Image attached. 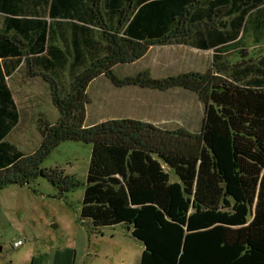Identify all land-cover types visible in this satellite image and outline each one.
Segmentation results:
<instances>
[{
  "label": "trees",
  "instance_id": "obj_1",
  "mask_svg": "<svg viewBox=\"0 0 264 264\" xmlns=\"http://www.w3.org/2000/svg\"><path fill=\"white\" fill-rule=\"evenodd\" d=\"M0 14V188L42 176L73 191L80 180L42 162L62 141L90 143L80 216L96 229L127 225L143 243L139 264H264V51L225 56L247 28L264 36V0H0ZM173 43L213 49L216 70L113 71ZM22 61L59 112L38 118L42 139L28 154L6 140L19 121L6 77ZM99 75L195 92L200 130L132 117L85 125Z\"/></svg>",
  "mask_w": 264,
  "mask_h": 264
},
{
  "label": "rangeland",
  "instance_id": "obj_2",
  "mask_svg": "<svg viewBox=\"0 0 264 264\" xmlns=\"http://www.w3.org/2000/svg\"><path fill=\"white\" fill-rule=\"evenodd\" d=\"M2 16L0 15V26ZM249 27L238 48L249 55L264 51V36ZM213 49L187 44L152 45L144 57L132 63L114 66L119 76L149 70L154 77L184 71L216 70ZM25 65V62H24ZM9 78V86L19 107V121L6 140L23 153L33 152L41 142L38 118L43 115L55 122L59 112L52 102L48 84L40 77L25 74L26 65ZM65 81L69 72L65 71ZM85 125L110 118L132 117L146 120L164 129L184 127L199 131L204 106L195 92L173 87L168 90L135 85L116 86L99 75L87 87ZM91 144L76 140L62 141L42 162L46 168H59L81 181L73 191L60 194L46 177L29 184H9L0 188V264H139L143 243L134 238L125 224L93 228L80 216L84 181ZM170 180L178 177L168 170ZM21 244L14 246L16 241Z\"/></svg>",
  "mask_w": 264,
  "mask_h": 264
},
{
  "label": "crops",
  "instance_id": "obj_3",
  "mask_svg": "<svg viewBox=\"0 0 264 264\" xmlns=\"http://www.w3.org/2000/svg\"><path fill=\"white\" fill-rule=\"evenodd\" d=\"M1 15V14H0ZM2 16V15H1ZM179 44H182V43H179ZM145 56V55H144ZM143 56V57H144ZM23 63H24V61H22L20 64H19V66L17 67V69L16 70H14L9 76H7L6 78H7V82H8V79L9 78H13V76L15 75V73H16V71L17 70H19L21 67H22V65H23ZM26 74V73H25ZM8 85H9V82H8ZM10 87V86H9ZM11 89V88H10ZM12 91V90H11ZM12 95H13V92H12ZM13 99H14V95H13ZM14 102H15V104H16V101H15V99H14ZM16 107H17V109L19 110V107L17 106V104H16Z\"/></svg>",
  "mask_w": 264,
  "mask_h": 264
},
{
  "label": "built area",
  "instance_id": "obj_4",
  "mask_svg": "<svg viewBox=\"0 0 264 264\" xmlns=\"http://www.w3.org/2000/svg\"><path fill=\"white\" fill-rule=\"evenodd\" d=\"M20 244H21V241L18 240V241H16V242L14 243V246H18V245H20Z\"/></svg>",
  "mask_w": 264,
  "mask_h": 264
}]
</instances>
